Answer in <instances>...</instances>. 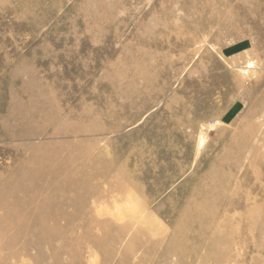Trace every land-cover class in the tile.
I'll return each instance as SVG.
<instances>
[{"label": "rangeland", "instance_id": "obj_1", "mask_svg": "<svg viewBox=\"0 0 264 264\" xmlns=\"http://www.w3.org/2000/svg\"><path fill=\"white\" fill-rule=\"evenodd\" d=\"M0 264H264V0H0Z\"/></svg>", "mask_w": 264, "mask_h": 264}]
</instances>
